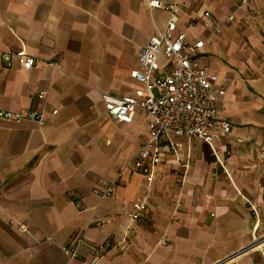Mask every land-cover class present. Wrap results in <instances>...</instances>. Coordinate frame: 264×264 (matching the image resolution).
<instances>
[{
	"label": "crops",
	"instance_id": "crops-1",
	"mask_svg": "<svg viewBox=\"0 0 264 264\" xmlns=\"http://www.w3.org/2000/svg\"><path fill=\"white\" fill-rule=\"evenodd\" d=\"M151 1L0 0V110L35 109L46 93L43 121L0 117V264H264V241L247 249L264 236V0H159L179 3L178 28L205 42L232 136H173L151 185L126 173L102 195L149 136L148 115L118 123L105 102L141 87L140 51L169 17Z\"/></svg>",
	"mask_w": 264,
	"mask_h": 264
},
{
	"label": "built area",
	"instance_id": "built-area-1",
	"mask_svg": "<svg viewBox=\"0 0 264 264\" xmlns=\"http://www.w3.org/2000/svg\"><path fill=\"white\" fill-rule=\"evenodd\" d=\"M150 5L153 8L167 9L169 17L165 30L152 36L149 44L140 51V66L132 72V77L141 87L134 94L109 98L105 102L107 116L118 123L132 124L138 112L145 113L151 118L150 132L137 155L121 168L115 184L107 186L102 193L103 197L114 193L115 185L126 173L131 177L142 174L151 185L168 147L164 143L168 142L170 147L173 146V136L200 138L209 144L214 139L232 136V123L219 115L220 102L226 95V88H214L219 76L207 73L198 54L205 42H192L189 33L178 28V10L181 8L179 3L167 5L153 0ZM204 15L209 19L205 26L215 34H220L223 23L208 10ZM234 20L235 15L232 14L229 21ZM162 55L166 63H162ZM36 61L33 56H28L26 66L33 67ZM45 100L46 93L40 92L35 109L19 113L0 110V117L17 122L24 119L43 121ZM148 207V197L139 198L134 201L133 209L128 215L132 219H139L147 212ZM21 228L28 231L25 225H21ZM262 241L264 236L256 239L253 244ZM83 242L84 236H81L76 243L63 248L69 256L75 257ZM112 245V240H109L105 245L96 246L93 250L95 259L100 260L103 252ZM230 259L231 257H226L218 264Z\"/></svg>",
	"mask_w": 264,
	"mask_h": 264
},
{
	"label": "water",
	"instance_id": "water-1",
	"mask_svg": "<svg viewBox=\"0 0 264 264\" xmlns=\"http://www.w3.org/2000/svg\"><path fill=\"white\" fill-rule=\"evenodd\" d=\"M257 245H258V243H255L252 246H250L248 249H251V248H253V247L257 246Z\"/></svg>",
	"mask_w": 264,
	"mask_h": 264
}]
</instances>
